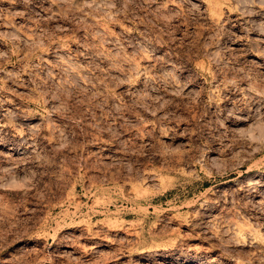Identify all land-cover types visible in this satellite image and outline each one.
Returning <instances> with one entry per match:
<instances>
[{
  "label": "rangeland",
  "instance_id": "1",
  "mask_svg": "<svg viewBox=\"0 0 264 264\" xmlns=\"http://www.w3.org/2000/svg\"><path fill=\"white\" fill-rule=\"evenodd\" d=\"M0 264H264V0H0Z\"/></svg>",
  "mask_w": 264,
  "mask_h": 264
}]
</instances>
